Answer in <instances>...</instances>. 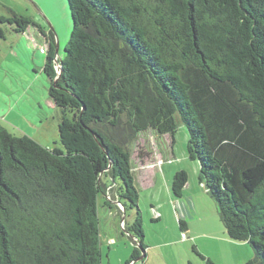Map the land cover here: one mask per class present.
<instances>
[{"label":"trees","instance_id":"1","mask_svg":"<svg viewBox=\"0 0 264 264\" xmlns=\"http://www.w3.org/2000/svg\"><path fill=\"white\" fill-rule=\"evenodd\" d=\"M69 3L71 38L56 68L48 34L44 66L64 149L0 123V264H102L100 213L115 199L145 250L133 146L180 123L225 233L252 247L248 264H264V0ZM7 20L16 32L34 24ZM188 180L175 173L174 197Z\"/></svg>","mask_w":264,"mask_h":264},{"label":"rangeland","instance_id":"2","mask_svg":"<svg viewBox=\"0 0 264 264\" xmlns=\"http://www.w3.org/2000/svg\"><path fill=\"white\" fill-rule=\"evenodd\" d=\"M15 14L31 17L34 24L25 32H16L15 22L11 24L7 20ZM73 28L69 0H0V30L3 32L0 36V123L17 135L26 134L52 148L64 149L59 138L61 111L49 95L52 81L44 71L49 44L40 32L55 34L59 50L53 62L57 67V58L64 55ZM188 140V129L180 123L173 137L148 131L134 143L135 185L140 193L146 249L141 250L133 242L123 224L114 225L107 212H101L102 264H126L132 259L135 247L139 248L140 256L128 264H206L197 249L194 251L191 240L188 244L181 241L187 235L181 233L171 206V183L179 170L187 171L190 184L187 191L192 193L198 211L202 212L193 220V230L208 235L199 253L205 258L211 256L214 264H232L240 257L247 260L254 256L248 243L239 244L225 233L214 200L199 183L200 162L190 158ZM139 152L146 153L142 158L146 159L145 168L140 166ZM155 204L159 207L153 211ZM133 213L125 215L128 223L134 222ZM157 217L161 219H155ZM116 235L120 238L116 239ZM175 240L178 242L164 243Z\"/></svg>","mask_w":264,"mask_h":264},{"label":"crops","instance_id":"3","mask_svg":"<svg viewBox=\"0 0 264 264\" xmlns=\"http://www.w3.org/2000/svg\"><path fill=\"white\" fill-rule=\"evenodd\" d=\"M45 40L47 42L46 38H45ZM42 49L44 50V48H42ZM144 162H146V159H141L140 158V166H142V168H145V167H143L144 166ZM189 185L190 184H189V180H188V182H187V184H186V186L184 188V191H183V197L176 198V197H174L172 195V199H171L172 200V205L171 206L175 210V213L177 215L178 221H180V219H184L187 222V228H186V230H184V232L187 235V238L184 239V240L181 239V241H183L184 243L188 244V243H190L189 240H191L193 242V243L191 242L192 245L196 247L197 253H199V251H201V250L203 251L202 244H205L206 240H204V239L207 238L208 235L204 234V233H195L194 230H193L192 222L197 217H200V214L202 212L198 211V208H197V205L195 203V200L193 198L192 193L187 191V189L189 188ZM112 204H113L112 208H109V209L105 208L102 212L104 213L106 211L107 215L112 219L114 225L119 226V225H121L123 220L127 221V218L125 217L124 214H121V211L117 207V205L119 207H121V206H120L119 202L116 199L112 201ZM158 205L157 204L152 205L153 211H156L157 207H159ZM155 219H161V218L157 217ZM118 220H120V221L118 222ZM181 233H183V231ZM129 236L133 239V242L136 244V239H134L131 235H129ZM118 238H120V237L118 235H116V239H118ZM223 240H226V239H223ZM175 242H178V241L175 240L174 242H171V243L168 242V241H165L164 243L166 245H168V244H173ZM240 243L241 242H239V244ZM207 259H210V261H211V256H209V258H207ZM250 259H251V256L247 260H245V258H243V257H240V259H236V261L233 262L232 264H248V261Z\"/></svg>","mask_w":264,"mask_h":264},{"label":"flooded vegetation","instance_id":"4","mask_svg":"<svg viewBox=\"0 0 264 264\" xmlns=\"http://www.w3.org/2000/svg\"><path fill=\"white\" fill-rule=\"evenodd\" d=\"M26 30H27V29H26ZM50 32H51V31H50ZM50 32H49V33H50ZM40 33H41V35L44 36L46 39L48 38V35H47V34H43L42 32H40ZM125 222H126V221L123 220V222H122L123 226L125 225ZM132 237H133V236H132ZM133 238L136 239L135 237H133ZM136 244L139 245L138 242H137V239H136Z\"/></svg>","mask_w":264,"mask_h":264},{"label":"water","instance_id":"5","mask_svg":"<svg viewBox=\"0 0 264 264\" xmlns=\"http://www.w3.org/2000/svg\"><path fill=\"white\" fill-rule=\"evenodd\" d=\"M59 48H58V45L56 46V52H58ZM124 208V207H123ZM124 210V209H123Z\"/></svg>","mask_w":264,"mask_h":264},{"label":"built area","instance_id":"6","mask_svg":"<svg viewBox=\"0 0 264 264\" xmlns=\"http://www.w3.org/2000/svg\"><path fill=\"white\" fill-rule=\"evenodd\" d=\"M56 68H58V65H57V67Z\"/></svg>","mask_w":264,"mask_h":264}]
</instances>
